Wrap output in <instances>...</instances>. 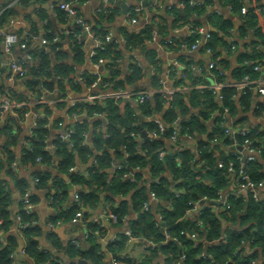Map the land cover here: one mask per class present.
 Here are the masks:
<instances>
[{
  "label": "crops",
  "instance_id": "0c3cea01",
  "mask_svg": "<svg viewBox=\"0 0 264 264\" xmlns=\"http://www.w3.org/2000/svg\"><path fill=\"white\" fill-rule=\"evenodd\" d=\"M7 1L0 0V12L8 5L10 11L7 21L0 24V30L17 34L19 40L27 38L25 48H22L18 42L6 49L0 41V87L4 91H8L1 96L7 95L5 98H7L8 107L0 114V155L11 156L15 162V165L8 166L4 159L3 167L0 170V176L6 181L9 188V213L15 222L10 232L16 231L15 227L18 220L14 216L19 202H23L20 199L26 198L29 201L30 198H33L34 201L29 204V212L33 216L32 222L40 227L39 240L41 246L55 251L57 249L53 246L51 237H48L49 233H52V237L63 246L73 241L78 242L79 245L88 244L85 240V233L78 224L69 220L59 222L51 227L48 225V219L54 212L53 206L50 204V193L56 187L55 183L59 182L63 185L65 195L62 198L61 206L67 207L73 201V194L83 191L81 185L71 181V177L75 175L87 178L89 168L95 163L94 156L100 153L99 150L95 149L93 139L98 133L105 132L107 117L104 114L97 115L95 112L89 114L82 110L75 116L69 115L72 100L87 98L89 95H94L97 100H103L112 97L117 90L109 82L111 75H109L105 63H97L95 59V51L98 47L96 36L100 32L111 34L112 42L117 43L119 48L120 73L116 75L115 79H124L129 76L132 67H138L142 71L141 79L129 83L125 89L128 91L134 89L152 91L151 97L147 99L148 109L146 111L138 107L134 98L126 97L116 100L121 117L133 118L132 124L137 128L134 139L138 147L144 138L149 137L150 126L156 121L165 123V126L172 125L175 127L180 121L189 120L191 115L199 111L197 106L189 104V93L194 89L191 87L202 78L205 81H213L207 76L210 70L207 64L210 60L221 62L217 65V68H220L224 73V78L221 81L232 83L235 81L232 71L241 66L237 59L240 53L248 51L253 45L264 52V46H260V39L255 35L254 30H241L240 15L231 11L225 0H190L196 10L189 16L188 22L182 21L185 13V1L188 0H111L110 2L103 0H18L13 4H10L11 0ZM63 2L69 3L76 9V16L69 15L64 9H61L59 4ZM244 2L248 5L264 6V0H245ZM122 4L126 6L125 9ZM77 17L82 22H78ZM132 19L134 22L131 21ZM220 21L230 24L224 33L215 25V22ZM257 21L264 35V9L258 13ZM193 22L198 23L197 27L200 29L201 37H207L214 32L224 37L226 45L218 46L215 56L201 49L202 44L192 50L163 48L157 41L150 40V35L143 41L133 42L131 46L126 44L127 37L131 35L141 37L148 29L156 31L159 38L185 40L189 35L188 26L192 25ZM49 36L51 38L47 41ZM231 44L235 46L234 49L230 48ZM75 45H78L77 51L74 50ZM42 49L47 51L49 55L50 70H53L56 65H65L70 68V72L68 78L62 82L63 91H59L57 87L51 90L46 89L43 92L46 102L35 107L36 104L31 105L29 103L33 102L34 97L25 86L27 76H17L9 65L10 62L19 61L28 71L29 67L35 63L36 58L33 59V57L39 54ZM27 54H30L32 59L27 58ZM150 55H153L152 59ZM87 76L93 77L94 81L87 83L85 81ZM176 93L180 94L185 102L180 109L170 103ZM155 96L158 97V101H156ZM22 100L28 102L23 105L26 107V112H23L17 122L13 121L11 124L5 125L7 115L17 116L15 110L20 108L18 102ZM168 108H172L176 115L172 124L162 120ZM183 109H186L185 113L181 112ZM58 119L62 120L64 125L72 128L77 123L86 125L85 144L92 151L91 155L85 159L79 157L77 152L74 153L73 164L66 171L59 169L61 157L55 153V143L64 134V127L57 125ZM41 120L45 121L40 124V127L45 131L44 147L50 152L49 160L42 163L25 158L26 152L37 137L35 129ZM216 124L221 127H234L241 130L256 129L264 135V96L253 89L244 94L237 90L234 113L230 114L224 111L221 105L218 106L210 112L205 120L206 132H210ZM94 134L96 135L94 136ZM199 138H205L204 142L206 143L205 134L200 136L196 134L190 137L182 136L179 142L163 137L161 139L164 150L161 152V157L164 153H171L176 149H188L191 154V165L204 171L202 160L199 159L200 149L197 145ZM207 145L212 150L213 144L207 143ZM121 148L119 152L114 149L110 150L111 161L110 165L105 168L106 178L111 177L115 164H125L127 153L124 151V146ZM231 149L230 146L220 144L219 148L213 151L215 163L221 160L222 156L228 155ZM177 161L180 163V159ZM217 167L220 166L217 165ZM8 169L9 172L10 169H13L12 176ZM138 172L140 176L137 185L148 189L154 178L147 167ZM38 173L45 175L42 184L33 179L34 175ZM164 175L170 181H174L168 170L164 172ZM224 176L225 184L218 189L221 198H227L235 190L233 180L226 174ZM17 181H23L26 185L23 186L22 182L16 183ZM261 181L257 192L259 197L264 199V179ZM108 187L109 184L107 189L99 193L94 207L83 206V212L86 216L100 214L103 207L109 205V197L114 201L127 200L130 204V193L125 196H114L111 195ZM217 201L219 204L216 203ZM220 201L218 198L212 203L216 209L223 210ZM206 203L207 201L202 205H206ZM166 204L163 199L156 198L149 200L147 208L156 213L159 206ZM192 212L196 213L195 210ZM125 227V222L120 225L114 224L107 228L104 237L95 238L98 243L101 240L104 241L103 248L100 243L99 246L101 253L109 262L115 257V253L109 251L106 244L116 239ZM222 227L223 230L240 228L238 224H231L224 220ZM18 241L13 264H34L21 251L22 249L20 250L19 245L23 244L22 240L19 239ZM149 246H156L158 251V245H154L151 240L137 237L126 242L122 253L126 254L131 261L142 259L146 256ZM241 248L245 252L252 250L248 243ZM155 254L151 257L150 264L162 262L164 255L159 252ZM253 264H264V253L259 251Z\"/></svg>",
  "mask_w": 264,
  "mask_h": 264
},
{
  "label": "trees",
  "instance_id": "16d2710c",
  "mask_svg": "<svg viewBox=\"0 0 264 264\" xmlns=\"http://www.w3.org/2000/svg\"><path fill=\"white\" fill-rule=\"evenodd\" d=\"M226 1L232 5L233 12L240 15L241 30L253 29L255 35L260 39V46L263 47L264 35L258 25L257 14L252 11H248L244 15L240 14L239 8L242 0ZM194 10H196L195 7L189 1H185V13L182 21L188 22L189 16ZM9 12V8H5L0 12V24L7 21ZM197 24V22H193L194 27H197ZM215 25L223 33L230 26L228 22L223 21L215 22ZM151 31L148 29L141 37L135 35L127 37L126 44L131 46L133 42L143 41L149 37ZM99 35L103 36L104 32H100ZM201 36V33L188 35L185 41L190 44L196 37L201 39ZM50 38L51 36L47 40H50ZM222 45H226L224 37L214 32L207 36L206 41L200 48L203 50L206 47L210 48L212 56H215L217 47ZM77 46H74L75 51H77ZM118 50L117 43L106 41L105 49L98 52L97 56L103 58L109 75H111L109 82L113 84V88L125 89L129 83L137 82V80L141 79L142 71L138 67H132L129 76L120 80L115 79L116 75L120 73ZM35 58H37V61L27 71L28 74L25 81L27 90L40 94L42 89L51 90L57 87L62 92V82L65 78H68L70 68L65 65H56L53 70H50L49 55L44 49ZM150 58L152 59L153 55H150ZM237 59L241 66L232 71L233 78L238 80L245 74L255 77L258 76V72L253 70V65L258 63L263 67L264 52L253 45L248 51L240 53ZM220 63L215 61L216 66ZM208 72L207 76L214 78L216 81H221L224 78V73L220 68H210ZM85 81L91 83L94 80L93 77L87 76ZM136 90L140 89H134V91ZM3 92V88L0 87V95ZM219 93L221 95L220 98L208 89H192L189 93V104L197 106L199 111L191 115L189 120L180 121L177 125L180 138L184 134L191 136L205 134V137H207L206 143L204 142L205 138H199L197 143L200 149L199 159L202 160L204 171L191 165V154L188 149H176L171 153H164L161 157V152L164 150L161 138L168 137L171 134L174 129L172 125L165 126V131L157 138H144L140 143V147H138L134 139L137 128L132 124L133 118L121 117L116 104L117 99L108 97L103 100H93L92 102H85L71 107L70 111L76 114L82 110L89 114L99 112L107 117L105 132L94 134V136L96 135L95 139H93L94 146L100 153L94 156L95 163L89 168L88 177L82 178L75 175L71 177V181L77 182L83 188V191L78 193L82 208L84 205L94 207L99 193L107 189L108 184L111 195L125 196L130 193V204H128L127 200L114 201L109 197L108 207L110 211L117 215L119 219L117 224L120 225L125 222V225L130 229L131 236L134 238L144 237L151 240L154 245L161 244L157 246L159 247L158 251L156 246H149L144 258L137 263L130 262L129 264H150V259L156 252L164 255L162 262L158 264H253L258 252L264 253V199H254L252 193L247 191L245 195L232 196L229 194L227 200L230 203V208L226 210L216 209L212 203L220 198L218 189L225 184L224 174L228 176L230 174L225 166L217 167L220 160L215 163L213 151L219 148L220 144L232 146L233 138L225 134V127H221L218 124L210 132H206L205 120L210 112L220 105L227 108L228 113H234L237 89L224 86ZM155 98L158 101V97L155 96ZM170 103L179 109L182 104H185L178 93L174 94ZM38 106V104L35 105V107ZM43 106L45 107V105ZM138 107L146 111L148 109L147 99L142 103H138ZM24 110H26V107L17 110L16 117L7 115L5 125H9L13 121L17 122L23 115ZM185 111L186 109H183L181 112L185 113ZM175 118L176 115L173 109L168 108L162 120L172 124ZM219 119L221 120V118ZM42 121L43 123L45 122L41 120L37 123L35 129L37 137L33 141L31 149L26 152L25 158L35 160L37 156H40L42 162H47L50 158V152L45 150L44 147L45 131L40 127ZM73 129L74 133L70 137L71 147H67L68 143L62 139H58L55 143V153L61 157L59 169L62 171H66L73 164L74 153L77 152L79 157L83 159L92 153L85 144L86 125L77 123L73 126ZM153 129H156V122L150 126V131ZM213 136L218 137V142L212 143L211 150L207 143ZM263 136V133L256 129H249L246 136L234 135L239 143L243 142L244 138L247 137L253 147L261 148L260 153L255 155L254 160L248 162L245 166L249 179L256 183L264 179ZM122 146H124V151L127 153L125 167L119 170L115 169L111 173V177L106 178L105 168L110 165L111 161L110 150L114 149L119 152ZM233 152L234 150L231 149L228 155L221 157V160L224 161L225 165L232 161L234 171L231 173H236L240 168V163ZM4 159L7 161L8 166H11L13 161L11 156L0 155V170L3 167ZM178 159H180V163H178ZM136 166L138 169L133 172L135 180L132 181L127 174L130 170H134ZM145 167H147L154 178L148 189L137 185L140 176L138 171ZM12 170L10 169L9 172L8 169L11 176L13 175ZM166 170L170 172L174 181H170L164 175ZM44 176L38 181L40 184L45 180ZM21 182L23 186L26 185L23 181H17L16 183ZM55 184L56 187L50 193V204L53 206L54 212L49 217V221L57 224L69 221L74 215L77 206L72 203L67 207L61 206L65 189L61 183L57 182ZM149 192H154L157 198H161L167 203L164 206H159L156 213L148 208L143 209V204L148 201ZM201 197H205L209 201V205L193 213V204ZM33 201V198H30L28 202L32 203ZM9 204V188L6 181L0 176V264H13L11 254L18 247L19 239L22 240L24 254L34 264H45V262H49V264H82L78 262L80 258L89 261V264H110L101 253L99 243L95 240L97 235L93 231L96 228L101 236H104L106 231L100 228L97 223L91 220L85 221L84 226L88 230L85 235L87 246L73 242L63 246L52 237V233H49L48 237H51L50 240L53 246L70 260L64 261L59 256L53 255L50 250L41 246L42 244L39 240L40 227L32 222L33 216L24 206V202H19L16 211L20 217V222L19 224L17 223L18 227L13 233L10 232L15 222L9 213ZM158 215H160V218H158ZM85 218H87L86 215ZM223 220L231 224H238L240 228H226L223 230ZM191 233H195V239L190 238ZM127 240L128 237L120 233L116 239L108 242L106 247L109 251L115 253V257H118ZM247 243L252 249L249 252H245L243 250L244 247L241 248Z\"/></svg>",
  "mask_w": 264,
  "mask_h": 264
},
{
  "label": "built area",
  "instance_id": "2783aa9c",
  "mask_svg": "<svg viewBox=\"0 0 264 264\" xmlns=\"http://www.w3.org/2000/svg\"><path fill=\"white\" fill-rule=\"evenodd\" d=\"M17 1L18 0H11L10 4H13ZM103 1H105V2L109 1L110 2L111 0H103ZM116 1H122V0H116ZM188 1L191 5L193 4L190 0H188ZM244 1L242 0V4L239 8V13L242 15H244L248 11H252L253 13H256L258 15V13L262 12V10L264 9V6H262V5H248V3L245 4ZM227 5L229 6V9L231 11H233L232 5L228 2H227ZM8 6H7V8H8ZM59 6L61 7V9H64L67 14L76 16V14H77L76 9L73 8L69 3L63 2V3H60ZM128 16H130L129 13H128ZM76 20L78 22H82V20L79 17H77ZM131 21L134 22V19H132ZM188 27H189V36H191L195 33H200L199 27H194L193 24L192 25L190 24ZM206 39H207V37H202L201 39L196 37L192 43L188 44L185 40H177L175 38H167V39L159 38L156 31H151V34H150V40L157 41L161 47L167 48V49L168 48L186 49V50L196 49L200 44H204ZM96 40H97L98 47H97V50L95 51V58H96L97 63H101V62H104V60L102 57L97 56V54L101 50L105 49V42L106 41H112L113 39L111 37V34L104 33L103 36L97 35ZM0 41L2 42L3 46L6 49H9V47H11L13 44L18 43V42L22 48H25L27 38L19 40V36L17 34L9 33V32H6L5 30H0ZM47 41H49V40H47ZM230 48L234 49L235 46L233 44H231ZM204 51H206L207 53H211V50L208 47H206L204 49ZM27 58L32 59L30 54H27ZM33 59H35V57H33ZM36 61H37V58L34 62H36ZM9 67L12 69L13 72H15V74L17 76L24 77L27 74V70L25 69V66L23 65V63H21L19 61L10 62ZM207 67L208 68H214L217 66H216L214 60H210L207 64ZM253 70L258 72V76L254 77V76H251L249 74H245L240 79L235 80L232 83H226L224 81H216L214 78H211V77L210 78L213 79V81H205L202 78L197 83H195L191 88L198 89V90L208 89L212 93L217 94L218 98L221 97L219 91L224 86L235 87L237 90H240V92L243 94L246 93L247 91L253 89V90H256L257 92H259L261 95L264 96V68L261 67L257 63V64L253 65ZM44 91H46V89H42L40 94H36V93L30 91L32 93L34 99H33V102H29V103L31 105H35V104H42V103L46 102L44 97H43ZM4 92L0 95V97L3 94H6L8 91H4ZM151 95H152V91L145 90V89H140V90H136V91H134V90L128 91L126 89L118 88L116 90L115 94L112 96V98H114V99L126 98V97L127 98H134L137 103H142L144 100L149 99L151 97ZM5 97H7V95L4 97H1V100H0V114L6 109V107H8V105L6 104L7 98H5ZM90 100H97V99L94 98V95H89L87 98L72 100L71 105H72V107H74L76 105H80V104H83L85 102H89ZM18 103L20 104V108H17L15 110V115L17 114V110L25 107L23 105L27 104L28 102L22 100ZM222 109L224 111H227V108H225L223 106H222ZM25 112H26V110H24V113ZM95 114L101 115L102 113L95 112ZM69 115L75 116L76 113L70 111ZM57 125L64 127V134L61 135L60 139L65 140L68 143L69 147H71L70 137L74 133V129L68 125H64V122L60 119L57 120ZM248 130L235 129L234 127H225V129H224L225 134H228L231 138H233L232 146H230V147L234 150L233 154H235V158L239 161L240 168L236 171V173H231L232 171H234V169L232 168V165H233L232 161L228 162L225 165L223 163L224 161L220 160V161H218V165L220 167L225 166L226 170L230 173L229 177L233 180V182L235 184V190H233L231 193L232 196H237L240 194L245 195L247 191H250L252 193L254 199H258L260 197L258 195L257 189L261 185L262 181L256 183V182L250 180L247 172L245 171V166L248 162L254 160L255 155H258L260 153L261 148L260 147H253L251 145L249 138H247V137H245L243 142H241V143H239L236 140V138L234 137V135H237V134H239L241 136H246ZM164 131H165V123H163L161 121H156V129L151 130L148 136L151 139V138H154L156 136H159ZM190 136L191 135H188V134L183 135V137H190ZM168 138L179 142L180 134H179V129L177 126L174 127V129L172 130V132L168 136ZM216 142H218L217 136H213L209 139V143H216ZM237 146H239L240 148L239 149L234 148ZM35 160L37 162L42 163V158L40 156H37L35 158ZM11 164L15 165V162L12 161ZM124 167H125L124 164L118 163V164L114 165V170L115 169L119 170V169H122ZM137 169H138V167L136 166L134 168V170H130L129 173L127 174V176L129 177L130 180H132V181L135 180L133 172ZM42 176H44V175H42L41 173H38V174L34 175L33 179L35 182H38V181H40ZM156 198L157 197L155 196L154 192H149L148 201L143 204V209H147L149 200H155ZM20 200H22L24 202V204H25L24 206L29 211L30 202H28V200L26 198H24V199L21 198ZM205 201H207L206 205H209V201L205 197H201L200 199H198L193 204V210L198 212V210L200 208L206 206L205 204L202 205V203H204ZM219 201H220V205L223 207L222 208L223 210L230 208V203L228 202L226 197L221 198V196H220ZM72 204H75L77 206V209L75 210L74 215L72 216L70 221L78 224L80 226V228L84 231L85 235L88 233V230L84 226L85 221H87V220H91V221L97 223V225L100 228H102L103 230H107V228L109 226H112V225L118 223L119 219H118L117 215L114 212L110 211L108 206H104L103 209L101 210L100 214L87 216V218H85V214L83 212V208H82L81 201L79 199L78 192H75L73 194ZM219 210H221V209L219 208ZM14 217L16 220H18L17 222L19 224V222H20L19 214L15 213ZM158 218H160V215H158ZM18 224L15 227L16 229L18 227ZM48 225L51 227H54L56 224H54L52 221H49V219H48ZM93 233L95 235H97V237H99V238L104 237V236H101V234L97 228L93 231ZM122 234H124L128 237L127 241H131L133 239H136V238L131 236L130 229L127 226L122 231ZM190 238L195 239L196 238L195 233H191ZM73 243L78 244V242H76V241H73ZM19 247H21L20 248V250H21L22 245L20 244ZM44 249H48L51 251V249L46 248V247H44ZM21 251H23V250H21ZM15 252H17V250H15ZM51 253H52V251H51ZM11 257H12V262H13L14 257H16V254L12 253ZM140 260L141 259L134 260V261L129 260V257L126 254L122 253V250H121L118 257H114L110 261V264H129L130 262L137 263ZM45 264H49V262H45Z\"/></svg>",
  "mask_w": 264,
  "mask_h": 264
},
{
  "label": "water",
  "instance_id": "95a60500",
  "mask_svg": "<svg viewBox=\"0 0 264 264\" xmlns=\"http://www.w3.org/2000/svg\"><path fill=\"white\" fill-rule=\"evenodd\" d=\"M122 6H123L124 9L126 8L125 5L122 4ZM234 148L239 149L240 147L237 146V147H234ZM68 186L70 187V184H68ZM216 203L219 204L218 201H217ZM99 243H100V245H101L102 248H103L104 241L101 240V241H99ZM160 245H161V244L159 243L158 246H160ZM51 251H52V254H53V255H55V256H59V257H60L61 259H63L64 261H70V260H69L68 258H66L63 254L58 253V252H56L55 250H52V249H51ZM105 254H106V253H105ZM106 255H107V254H106ZM78 262H80V263H82V264H87V260L82 259V258L78 259Z\"/></svg>",
  "mask_w": 264,
  "mask_h": 264
},
{
  "label": "rangeland",
  "instance_id": "374dc122",
  "mask_svg": "<svg viewBox=\"0 0 264 264\" xmlns=\"http://www.w3.org/2000/svg\"><path fill=\"white\" fill-rule=\"evenodd\" d=\"M254 122H256V120L252 119Z\"/></svg>",
  "mask_w": 264,
  "mask_h": 264
}]
</instances>
